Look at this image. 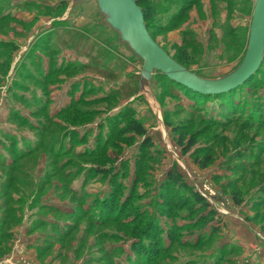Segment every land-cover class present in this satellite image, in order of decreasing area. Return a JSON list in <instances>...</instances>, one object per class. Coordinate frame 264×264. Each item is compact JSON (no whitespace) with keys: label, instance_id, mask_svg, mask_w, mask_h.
I'll return each mask as SVG.
<instances>
[{"label":"rangeland","instance_id":"rangeland-1","mask_svg":"<svg viewBox=\"0 0 264 264\" xmlns=\"http://www.w3.org/2000/svg\"><path fill=\"white\" fill-rule=\"evenodd\" d=\"M145 1L189 70L241 62L254 0ZM141 68L95 0H0V264H264V59L223 97Z\"/></svg>","mask_w":264,"mask_h":264},{"label":"water","instance_id":"water-1","mask_svg":"<svg viewBox=\"0 0 264 264\" xmlns=\"http://www.w3.org/2000/svg\"><path fill=\"white\" fill-rule=\"evenodd\" d=\"M95 1L105 23L118 34L120 41L141 59L140 86H143V80L150 81L153 72L156 71L196 92L220 93L240 85L256 72L263 60L264 0H254L247 48L241 62L230 73L217 79L203 78L169 56L147 31L143 12L137 5V0Z\"/></svg>","mask_w":264,"mask_h":264},{"label":"trees","instance_id":"trees-1","mask_svg":"<svg viewBox=\"0 0 264 264\" xmlns=\"http://www.w3.org/2000/svg\"><path fill=\"white\" fill-rule=\"evenodd\" d=\"M146 4H151L152 5V3H147V1H145V0H137V5L141 8V10H142V12H143V16H144V20H146L147 18H148V14L146 13V10H145V8H144V6L146 5ZM156 4H158L157 2H156ZM186 6V5H185ZM159 7V5H157L156 6V9ZM157 11H158V9H157ZM184 15V12H183V9H182V11L179 13V15L178 16H180L179 18H181L182 16ZM145 24H146V27H147V29H148V27H149V23L148 22H146L145 21ZM116 34V33H115ZM179 52L175 55V56H173L172 58L173 59H175L178 63H180L181 65H183V66H185L186 68H187V66H188V64H190L189 63V61L187 60V56L188 55H190V54H188V52L186 51V50H184L183 48H179V50H178ZM264 59V58H263ZM158 73H160V72H158ZM160 74H162L166 79H167V81L168 82H170L171 84H173V85H175L176 87H178L179 89H182V90H184V92H189V93H191L195 98L196 97H200V98H205L206 96H211V97H223V96H225L226 94H231V93H233L236 89H231V90H229V91H227V92H221V93H214V94H207V93H200V92H196V91H193V90H191V89H189L188 87H186V86H183L182 84H180V83H178V82H175V81H173V80H170L166 75H164L163 73H160ZM127 128H128V130H131L132 132H135L136 134H138V135H144L145 134V131H144V129L138 124V123H136L134 120H130L129 122H128V126H127ZM189 145L186 147V151L191 147V146H193V144H194V142L193 141H190L189 143H188ZM210 161H211V157L210 156H205L203 159H197L196 158V160H195V162H197L198 164H199V166H200V168H206L207 166H208V164L210 163ZM105 172V171H104ZM9 234V233H8ZM8 236V235H7Z\"/></svg>","mask_w":264,"mask_h":264}]
</instances>
